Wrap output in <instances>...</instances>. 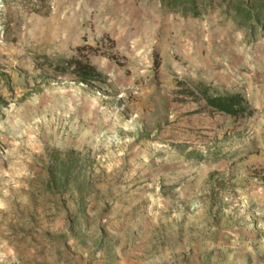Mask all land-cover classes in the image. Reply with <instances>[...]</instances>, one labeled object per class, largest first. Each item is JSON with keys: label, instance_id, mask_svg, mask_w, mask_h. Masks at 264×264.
Returning a JSON list of instances; mask_svg holds the SVG:
<instances>
[{"label": "rangeland", "instance_id": "374dc122", "mask_svg": "<svg viewBox=\"0 0 264 264\" xmlns=\"http://www.w3.org/2000/svg\"><path fill=\"white\" fill-rule=\"evenodd\" d=\"M57 1L0 0V264H264V174L227 163L252 119L200 93L264 101L263 18L232 10L254 0ZM70 57L104 79L56 67ZM54 148L87 161L66 189L47 187Z\"/></svg>", "mask_w": 264, "mask_h": 264}, {"label": "trees", "instance_id": "16d2710c", "mask_svg": "<svg viewBox=\"0 0 264 264\" xmlns=\"http://www.w3.org/2000/svg\"><path fill=\"white\" fill-rule=\"evenodd\" d=\"M158 2L166 10L178 12L184 17H199L207 12L212 4V0H158ZM232 10L234 18L241 25L255 24L260 18H263L260 22L264 21L262 16L264 14V0H254L247 7L245 3L234 5ZM157 64L158 62L155 63V66ZM56 67L61 70H69L76 80L85 83L104 79L101 71L86 57L59 58ZM200 93L206 105L215 111L223 112L232 117L251 116L254 113V109L251 108L248 100L241 93L209 95L205 88L201 89ZM76 153L74 149L60 151L57 148L49 152L48 188L52 190L55 188L66 189L71 178L75 179L77 174L83 173L87 161L80 162L81 159L76 156ZM83 188L84 185L76 184L78 191L81 192Z\"/></svg>", "mask_w": 264, "mask_h": 264}, {"label": "crops", "instance_id": "0c3cea01", "mask_svg": "<svg viewBox=\"0 0 264 264\" xmlns=\"http://www.w3.org/2000/svg\"><path fill=\"white\" fill-rule=\"evenodd\" d=\"M95 0H75L77 5H82L85 8L91 6V2ZM57 8L60 5L66 4L67 0H58ZM116 2H123L129 5V0H116ZM125 4V5H126ZM160 5V4H159ZM114 24V23H113ZM113 24H109L99 31H106L109 35L120 43H123L122 37L124 31H122V25L115 27ZM125 38L129 43V21L125 26ZM254 109V113L249 116L252 119V131L251 135L246 136L244 132L238 131L234 135V141L232 142L231 152L229 153V159L227 161L228 165L231 167H237L239 171H246L247 173H252L251 170H258L259 175L264 174V101L263 98L258 104L251 106ZM229 116V115H228ZM235 118V117H233ZM239 123V120L236 121ZM240 129V127H237Z\"/></svg>", "mask_w": 264, "mask_h": 264}]
</instances>
